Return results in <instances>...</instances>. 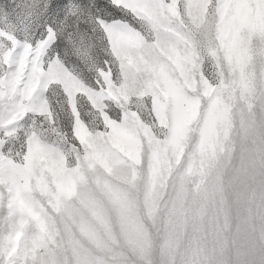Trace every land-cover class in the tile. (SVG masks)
<instances>
[{
	"label": "clouds",
	"instance_id": "1",
	"mask_svg": "<svg viewBox=\"0 0 264 264\" xmlns=\"http://www.w3.org/2000/svg\"><path fill=\"white\" fill-rule=\"evenodd\" d=\"M107 2L120 7L118 0ZM2 7L11 8L8 4ZM79 9L81 14L70 20L63 31L56 32L54 42L44 28V21L51 18L50 5L39 17L35 34L19 37L38 51L47 41L46 62L62 65L65 75L63 83L53 85L48 92V105L41 103L42 94L30 96L33 86L30 83L21 94L27 101L20 106L23 118L10 127H0L4 151L16 161V165L0 173V179L14 197L16 189L11 177L16 167L22 170L37 146L55 154L61 163L66 156L69 169H76L75 157L79 154L87 163L73 173L78 191L70 202L69 194L59 187V177H55V186L51 188L41 187L42 182L34 185L28 197L46 206L51 202L47 213L49 227L58 236L65 257L63 264H195L189 261L191 235L186 234L188 224L178 207L182 201L197 205L219 195L226 217L232 218L234 210L238 227L251 225V216H244L245 211H251L250 189L238 182L237 157L233 155L237 149L241 154L246 151V137H241L240 128L231 129L237 117L244 119V105L238 104L234 96L236 69L241 67L239 55L229 40L213 31L211 23L185 18L183 24L188 25V34L194 37V47L185 49L183 60L178 62L180 76L173 77L178 81L185 107L178 109L171 99L155 90L142 101L134 100L145 119L140 128L146 142L138 139L127 159L112 153L113 162L109 166H98L89 149L99 147L100 138L90 136L87 142L81 141L77 134L79 126H72L67 101L82 86L81 80L91 87L92 80L88 77L96 80L99 71L105 68L119 81L122 71L127 72L128 57L150 47L145 41L151 40V31L143 18L134 16L135 22L121 23L98 16L88 5L81 4ZM170 23L180 27L178 20ZM127 36L136 37L140 49L128 47L123 42ZM259 40L264 43V33ZM251 63L257 72L264 73V52ZM261 87L264 89V84ZM260 96L264 107V90ZM153 108L158 123L152 117ZM37 112L43 115H36ZM87 119L94 133L103 125L101 116L90 109ZM13 129L15 134L9 135ZM53 143L55 149L51 147ZM210 143L216 146V151L210 158L207 174L200 180L199 192L194 194L188 186V173L198 157L209 158ZM183 150L185 160L181 163ZM173 161L179 166L173 167ZM169 173L175 177L171 188L166 190L164 176ZM260 201L264 209V190ZM68 209L72 211L69 213ZM202 224L203 217H194L193 231ZM260 230L264 236V214L260 216ZM223 264H245V261L242 257L233 258L229 252L225 253Z\"/></svg>",
	"mask_w": 264,
	"mask_h": 264
},
{
	"label": "rangeland",
	"instance_id": "2",
	"mask_svg": "<svg viewBox=\"0 0 264 264\" xmlns=\"http://www.w3.org/2000/svg\"><path fill=\"white\" fill-rule=\"evenodd\" d=\"M118 3L119 8L110 6L107 0H0V127H10L23 118L20 106L27 101L21 94L30 83L33 85L30 96L35 98L42 94L44 105L49 104L47 94L51 87L63 83V66L46 62L47 41L38 51L30 42L19 38L35 34L39 17L45 14L49 5L51 18L44 21V28L49 30L53 42L56 32L63 31L70 20L81 14V4L88 5L98 16L109 21L135 22V16V19L143 18L149 25L151 40L145 44L150 47L128 57L127 72L122 71L119 81L109 68L98 70L96 80L88 77L92 86L81 80L82 86L77 87L74 97L67 101L72 126H79L77 134L81 141L99 136L100 146L89 152L94 164L103 167L113 162L112 153L127 159L135 150L138 139L141 143L146 142L147 137L140 128L145 119L139 106L133 104L134 100L142 101L155 90L171 99L178 109L185 107L178 81L173 78L180 76L178 62L183 60L185 49L194 47V37H190L188 25L183 21L188 18L211 23L214 32L231 42L241 65L236 69L234 96L238 104L244 105V119L237 117L231 129L240 128L241 137H246V151L241 154L237 149L233 155L237 157L238 182L250 189L251 211H245L244 216H251V225L238 227L234 210L232 218L226 217L219 195L197 205L182 201L178 207L188 224L186 234L191 235L189 261L223 264L225 253L230 252L233 258L242 257L245 264H264V236L260 230V216L264 214L260 201L264 190V107L260 96L264 90L261 87L264 73L257 72L251 63L264 52V43L259 40L260 34L264 33V0H118ZM4 4L11 8L5 9ZM213 5L216 7L210 11ZM171 20H178L180 27L172 25ZM123 42L131 48L141 47L133 36L124 37ZM242 52L244 54L240 55ZM89 109L103 119V125L95 133L88 123ZM48 111L51 119V107ZM152 117L158 123L155 108ZM14 134L15 129L9 133ZM51 147L55 149V143ZM215 151L216 146L210 143L209 158L198 157L193 163L187 177L192 193L199 192L200 180L207 174ZM185 153L183 150L180 154L181 163ZM75 158L76 169H69L66 156L61 163L55 154L37 146L22 170L20 166L16 167L15 175L11 177L16 189L14 197L0 179V264H63L65 257L57 242L58 236L49 227L47 213L51 202L46 206L28 197L34 185L42 182L41 187L51 188L55 186V177H59V187L69 194L70 202L78 191L73 173L87 163L79 154ZM12 165H16V161L4 151V137L0 135V173ZM178 166L173 161V167ZM174 177V173L164 176L166 190L171 188ZM84 179L87 180V176ZM194 217H203L202 227L195 231L192 229Z\"/></svg>",
	"mask_w": 264,
	"mask_h": 264
}]
</instances>
